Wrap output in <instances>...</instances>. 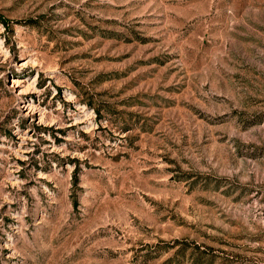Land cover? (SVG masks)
Here are the masks:
<instances>
[{
	"label": "rangeland",
	"instance_id": "rangeland-1",
	"mask_svg": "<svg viewBox=\"0 0 264 264\" xmlns=\"http://www.w3.org/2000/svg\"><path fill=\"white\" fill-rule=\"evenodd\" d=\"M0 264H264V0H0Z\"/></svg>",
	"mask_w": 264,
	"mask_h": 264
}]
</instances>
